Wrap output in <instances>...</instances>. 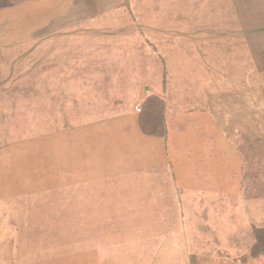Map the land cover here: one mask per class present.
Segmentation results:
<instances>
[{
	"label": "rangeland",
	"instance_id": "obj_1",
	"mask_svg": "<svg viewBox=\"0 0 264 264\" xmlns=\"http://www.w3.org/2000/svg\"><path fill=\"white\" fill-rule=\"evenodd\" d=\"M5 1L0 264H264V0Z\"/></svg>",
	"mask_w": 264,
	"mask_h": 264
},
{
	"label": "trees",
	"instance_id": "obj_2",
	"mask_svg": "<svg viewBox=\"0 0 264 264\" xmlns=\"http://www.w3.org/2000/svg\"><path fill=\"white\" fill-rule=\"evenodd\" d=\"M1 1H0V6H5V5L9 4V1H5V0H3L2 2Z\"/></svg>",
	"mask_w": 264,
	"mask_h": 264
},
{
	"label": "bare ground",
	"instance_id": "obj_3",
	"mask_svg": "<svg viewBox=\"0 0 264 264\" xmlns=\"http://www.w3.org/2000/svg\"><path fill=\"white\" fill-rule=\"evenodd\" d=\"M58 65V64H57ZM59 66V65H58ZM58 70V69H57ZM55 73V72H54ZM65 76V75H64ZM66 77H68V76H66ZM73 78V77H72ZM66 84V83H65ZM78 101H79V99H78ZM68 103H70V102H68Z\"/></svg>",
	"mask_w": 264,
	"mask_h": 264
},
{
	"label": "built area",
	"instance_id": "obj_4",
	"mask_svg": "<svg viewBox=\"0 0 264 264\" xmlns=\"http://www.w3.org/2000/svg\"><path fill=\"white\" fill-rule=\"evenodd\" d=\"M136 109L139 111L140 110V108L139 107H136Z\"/></svg>",
	"mask_w": 264,
	"mask_h": 264
}]
</instances>
